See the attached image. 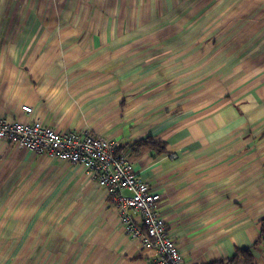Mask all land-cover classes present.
<instances>
[{
  "label": "crops",
  "instance_id": "crops-1",
  "mask_svg": "<svg viewBox=\"0 0 264 264\" xmlns=\"http://www.w3.org/2000/svg\"><path fill=\"white\" fill-rule=\"evenodd\" d=\"M0 117L126 149L186 264H264V0H0ZM109 202L0 139V264H154Z\"/></svg>",
  "mask_w": 264,
  "mask_h": 264
},
{
  "label": "built area",
  "instance_id": "built-area-1",
  "mask_svg": "<svg viewBox=\"0 0 264 264\" xmlns=\"http://www.w3.org/2000/svg\"><path fill=\"white\" fill-rule=\"evenodd\" d=\"M21 109L26 115L32 112V108L27 105ZM80 135L82 134L76 135L72 131L61 134L37 119L30 122H9L0 117V139L61 161L83 164L88 172L96 176L112 206L119 208L122 213L131 208L135 216L146 217L148 232L153 233L150 236L146 234L143 242H151L157 246V258L171 260L161 263L154 259L156 264H186L178 248L172 246L174 244L166 241L169 246L165 248L154 241L158 236L157 229L169 234L163 218L159 215L164 221L161 228L157 218L151 214L156 210L160 197L157 193H153L151 197L146 195L147 184L135 174L127 150H118L117 144L93 134L86 141ZM124 191L129 194L125 195ZM137 203L142 208H137Z\"/></svg>",
  "mask_w": 264,
  "mask_h": 264
},
{
  "label": "rangeland",
  "instance_id": "rangeland-1",
  "mask_svg": "<svg viewBox=\"0 0 264 264\" xmlns=\"http://www.w3.org/2000/svg\"><path fill=\"white\" fill-rule=\"evenodd\" d=\"M14 122V121H13ZM54 130V129H53ZM55 131V130H54ZM57 132V131H56ZM74 134L78 135V133H81L80 131H76V130H73L72 131ZM65 134V133H64ZM82 135H80L81 137H83V140L86 141L88 139L89 136H91L90 132H87L85 131L84 133H81ZM94 135V134H93ZM27 149V148H26ZM29 150V149H28ZM33 152V151H32ZM35 154L37 153H42V152H34ZM68 162H71V161H68ZM71 163H74V162H71ZM74 164H78L80 166H82L85 170V166L81 163H74ZM87 171V170H86ZM90 173V172H89ZM91 174V173H90ZM94 177V176H93ZM95 178V182H96V185L101 187L99 184H98V181L96 179V176L94 177ZM143 181V180H142ZM145 182V181H143ZM146 183V182H145ZM147 184V183H146ZM147 189H146V195L147 196H152L153 193H157L159 194L158 192H155L154 190L151 189V187L147 184ZM102 188V187H101ZM159 197H160V194H159ZM158 197V199H159ZM157 199V200H158ZM154 200V199H153ZM155 201V200H154ZM153 201V202H154ZM137 208H142L138 203L135 204ZM116 212H117V215H118V221L119 223L121 224L123 230H124V233L133 241L137 242L139 244V246L143 249H146V250H152L155 254V260L158 259L161 263H166L168 261H171L169 259H161V258H157L158 257V253L156 251V248L157 246L154 244V243H151V242H148V243H145L143 242V237L147 234V235H151L153 232H148L149 229L147 227V223H146V217L144 216H135V212L133 211V209L131 208H128L126 210H124V213L121 212V210L119 208H116L114 207L113 208ZM151 214H153L157 220L159 221V227H163L164 225V221L160 218L159 216V213L154 209ZM157 234L158 236L156 237V239L154 240L155 242L161 244L163 247H167L169 246L168 243L166 241H169L171 242L172 246H176L177 248V242H175V239L171 236V234H168V233H165L163 232L161 229H157ZM154 264H156L154 262Z\"/></svg>",
  "mask_w": 264,
  "mask_h": 264
},
{
  "label": "trees",
  "instance_id": "trees-1",
  "mask_svg": "<svg viewBox=\"0 0 264 264\" xmlns=\"http://www.w3.org/2000/svg\"><path fill=\"white\" fill-rule=\"evenodd\" d=\"M139 145L141 147H147V148H150L152 150H156V151H159L161 152L162 151V145L160 142H157V141H154L153 139L151 138H145V139H142L140 142H139ZM116 148L118 150H126L124 148H118V146H116ZM262 224V227H261V235L264 236V219L261 220L260 222ZM238 254H241L240 252H236V254L234 255V257H236ZM243 255L246 257L247 256V253H243ZM220 261H217V262H214L213 264L215 263H219Z\"/></svg>",
  "mask_w": 264,
  "mask_h": 264
},
{
  "label": "clouds",
  "instance_id": "clouds-1",
  "mask_svg": "<svg viewBox=\"0 0 264 264\" xmlns=\"http://www.w3.org/2000/svg\"><path fill=\"white\" fill-rule=\"evenodd\" d=\"M215 264H221V263H215Z\"/></svg>",
  "mask_w": 264,
  "mask_h": 264
}]
</instances>
